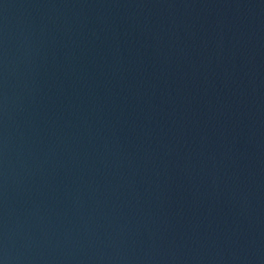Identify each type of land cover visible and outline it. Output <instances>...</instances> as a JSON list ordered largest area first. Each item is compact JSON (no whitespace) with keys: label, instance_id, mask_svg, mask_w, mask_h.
Masks as SVG:
<instances>
[{"label":"water","instance_id":"water-1","mask_svg":"<svg viewBox=\"0 0 264 264\" xmlns=\"http://www.w3.org/2000/svg\"><path fill=\"white\" fill-rule=\"evenodd\" d=\"M0 264H264V0H0Z\"/></svg>","mask_w":264,"mask_h":264}]
</instances>
